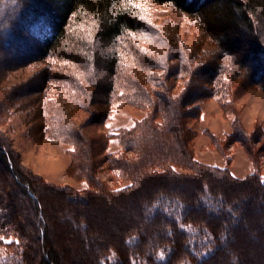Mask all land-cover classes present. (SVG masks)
<instances>
[{
	"label": "trees",
	"instance_id": "1",
	"mask_svg": "<svg viewBox=\"0 0 264 264\" xmlns=\"http://www.w3.org/2000/svg\"><path fill=\"white\" fill-rule=\"evenodd\" d=\"M144 1L192 17L217 51L205 60L197 55L200 49L175 51L164 28L144 17L139 0H0V75L46 63L40 93L52 81H63V88L74 92L75 104L104 106L102 123L111 120V107L120 102L148 112L117 136L126 152L144 150L140 162L119 152L108 157L116 176L131 181L119 190L99 179L91 140L84 150L87 161L78 164L79 177H87L90 189L78 193L11 171L0 137V169L5 171L0 173V251L9 253L7 264H110L114 255L113 264L137 259L147 264H264V242L257 251L249 249V234L259 239L264 233L258 161L250 155L256 171L244 179L229 168L205 165L194 155L195 133L189 127L199 118L201 101L213 97L228 107L232 83L242 76L240 93L254 87L264 91V64H251L252 58L264 61V0ZM17 44L20 53L11 49ZM156 45L165 48L163 54L148 47ZM173 61L178 64H169ZM181 77L189 81L174 95L175 86L168 82ZM43 118L46 132H55L53 113ZM234 121L238 133L228 136V143L264 141L263 128L248 135L238 117ZM61 134L84 146L80 129L68 127ZM166 154L176 160L165 162ZM141 164L148 173L128 176ZM12 172L30 186L36 201ZM199 238L208 243L199 244ZM164 254L165 259L158 258Z\"/></svg>",
	"mask_w": 264,
	"mask_h": 264
},
{
	"label": "rangeland",
	"instance_id": "2",
	"mask_svg": "<svg viewBox=\"0 0 264 264\" xmlns=\"http://www.w3.org/2000/svg\"><path fill=\"white\" fill-rule=\"evenodd\" d=\"M138 4L142 5L144 17L151 24L164 28L167 32V39L175 51L186 48L193 51L192 53H197V49H200V53L197 55L204 60L210 59V55L213 56L212 53L217 51V45L202 32L199 25L189 15L171 7L152 4L150 1L139 0ZM145 39L152 43L151 38ZM148 47L160 54H163L165 50L160 45ZM11 49L15 53H20L18 44ZM258 63L264 64V61L251 59V64L254 66ZM169 64L178 63L173 61ZM46 71H48L47 64L42 63L10 70L0 75V137L4 147L9 151L12 161L10 170L18 169L22 175L35 176L58 188H69L82 193L89 190L90 186L86 181L87 177L80 179L81 171L78 164L80 162L85 164L87 161L84 150L89 146L91 140L94 142L96 150L95 167L99 179L105 186L109 189L119 190L131 185V181L126 179L128 177L118 178L116 176L108 157L119 152V154L122 153L120 155H124L131 161L140 162L139 154L143 156L144 150L137 147L134 152H126L117 136L125 130L134 128L137 122L145 120L148 112L143 108L120 102L111 107V120L102 123L100 118L104 106L93 105L90 108H84L75 104L74 92L66 91L63 88L65 86L63 81H52L50 85H47L46 90L40 93L38 89L41 84L38 83V80ZM156 71L157 74H163L162 70ZM186 81H189V78L181 77L178 80H169L168 83L175 86L174 95L183 91ZM244 82L242 76L232 83V102L226 108L213 97L197 104L200 109L199 118L189 122V127L195 133L191 147L199 162L213 167L229 168L232 174L239 179H244L255 173L256 166L252 160L253 156L254 161H258L264 178V144H262L264 141L257 144L246 143V146L241 142H227L228 136L238 133L234 130L236 124L234 120L237 117L238 123L242 125L248 135L259 128L264 129V91L259 87H254L240 93L241 85ZM66 92L70 94H66ZM67 95L70 101L66 99ZM142 101L145 103V99L142 98ZM46 112H52L55 116L53 127L56 131L53 129L55 132L52 134L47 133V129H45L47 127L43 116ZM68 127L77 128L83 132L85 138L83 137L80 141L84 142V146L82 143L75 146L70 137L67 138L65 134H61ZM107 136H114V139L108 140ZM218 143L220 144L217 145ZM170 147L172 149L173 145ZM75 148L77 152H75ZM80 150L84 152L81 155H79ZM163 158L165 162L176 160V156L167 157V154ZM143 167L141 164L128 176L135 178L148 173V170ZM4 172L3 169H0V173ZM86 173L88 176L89 173ZM12 175L16 183L20 186L23 184L32 195L30 186L25 184L22 177H15L17 172L15 174L12 172ZM32 199L36 201L37 196L32 195ZM39 217L42 223L45 222L41 214ZM249 236L253 246L249 248L251 252L262 247L264 233L259 239H255L250 234ZM203 240L199 238L197 241L199 244L202 242L206 244L209 239ZM210 250L211 248H208L202 252L201 256L208 255ZM262 251H264L263 248ZM8 256L9 253L6 249L1 250L0 263L7 264ZM166 257L164 254L158 258L163 260ZM117 260L116 255L112 256L110 264L116 263ZM134 264H147V262L137 259Z\"/></svg>",
	"mask_w": 264,
	"mask_h": 264
},
{
	"label": "snow or ice",
	"instance_id": "3",
	"mask_svg": "<svg viewBox=\"0 0 264 264\" xmlns=\"http://www.w3.org/2000/svg\"><path fill=\"white\" fill-rule=\"evenodd\" d=\"M8 243H11V241H7Z\"/></svg>",
	"mask_w": 264,
	"mask_h": 264
}]
</instances>
